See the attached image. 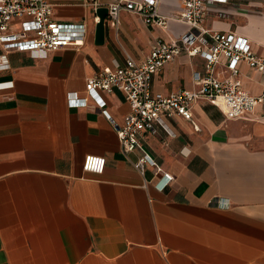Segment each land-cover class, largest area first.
I'll return each instance as SVG.
<instances>
[{
    "label": "crops",
    "instance_id": "crops-1",
    "mask_svg": "<svg viewBox=\"0 0 264 264\" xmlns=\"http://www.w3.org/2000/svg\"><path fill=\"white\" fill-rule=\"evenodd\" d=\"M113 0H51L52 17L84 25L83 39L44 56L0 49V264H264V103L227 119L205 100L191 107L197 127L180 116L142 133L139 143L163 173L123 155L113 123L129 111L122 93L87 97L86 79L102 68L141 60L157 38L186 29L147 26L121 12L94 42L95 9ZM160 0L159 11L180 10ZM178 26V32L169 27ZM203 27L247 38L264 56V0H227L207 8ZM5 63V64H4ZM199 56L180 54L151 81L152 92L192 90ZM252 95L260 75L239 65ZM85 99L71 107L69 98ZM105 110L109 119L101 113ZM86 155L103 157L101 174L82 170Z\"/></svg>",
    "mask_w": 264,
    "mask_h": 264
},
{
    "label": "built area",
    "instance_id": "built-area-1",
    "mask_svg": "<svg viewBox=\"0 0 264 264\" xmlns=\"http://www.w3.org/2000/svg\"><path fill=\"white\" fill-rule=\"evenodd\" d=\"M180 10L170 15L159 11L160 0H113L107 8V20L117 30L121 12L138 16L145 25L166 30L170 22L186 27L174 40L157 38L148 53L137 61L127 57L122 66L102 68L85 81L87 97L100 107L103 101L99 91H120L129 111L121 124L112 122L123 155L138 150L140 156L133 164L142 174L145 166L162 173L163 187L173 177L163 173L155 161L143 151L139 143L142 133H155L156 126L169 133L162 119L173 115L188 121L197 130L191 107L198 100H205L227 119L245 118L253 109L264 103V56L257 55L250 41L238 34L215 31L203 27L207 8L227 0H179ZM84 25L63 24L52 17L51 0H0V49L5 52H28L41 57L46 53L81 42ZM199 56L202 70L193 73L194 89H181L167 94L152 92L153 76L180 54ZM5 64V63H4ZM245 65L260 75L261 91L252 95L243 89L239 80V65ZM71 107L82 106L85 99L69 98ZM102 115L109 119L105 110ZM105 166L103 157L86 155L82 170L101 174Z\"/></svg>",
    "mask_w": 264,
    "mask_h": 264
},
{
    "label": "water",
    "instance_id": "water-1",
    "mask_svg": "<svg viewBox=\"0 0 264 264\" xmlns=\"http://www.w3.org/2000/svg\"><path fill=\"white\" fill-rule=\"evenodd\" d=\"M95 15L98 17V21L95 23L94 28V42L96 45H101L104 39V23L107 18V8L102 6L96 8Z\"/></svg>",
    "mask_w": 264,
    "mask_h": 264
},
{
    "label": "rangeland",
    "instance_id": "rangeland-1",
    "mask_svg": "<svg viewBox=\"0 0 264 264\" xmlns=\"http://www.w3.org/2000/svg\"><path fill=\"white\" fill-rule=\"evenodd\" d=\"M169 29L171 31L178 32L180 30V27H178V26H172V27H169Z\"/></svg>",
    "mask_w": 264,
    "mask_h": 264
}]
</instances>
